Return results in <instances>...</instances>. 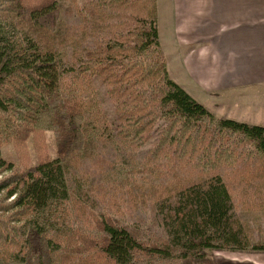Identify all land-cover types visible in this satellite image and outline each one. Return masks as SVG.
<instances>
[{
	"label": "trees",
	"instance_id": "16d2710c",
	"mask_svg": "<svg viewBox=\"0 0 264 264\" xmlns=\"http://www.w3.org/2000/svg\"><path fill=\"white\" fill-rule=\"evenodd\" d=\"M156 13L0 0V264L264 253V126L216 117L168 76Z\"/></svg>",
	"mask_w": 264,
	"mask_h": 264
},
{
	"label": "crops",
	"instance_id": "0c3cea01",
	"mask_svg": "<svg viewBox=\"0 0 264 264\" xmlns=\"http://www.w3.org/2000/svg\"><path fill=\"white\" fill-rule=\"evenodd\" d=\"M168 1V76L202 105L248 112L224 118L264 126V0ZM239 254L218 264H264V253Z\"/></svg>",
	"mask_w": 264,
	"mask_h": 264
},
{
	"label": "rangeland",
	"instance_id": "374dc122",
	"mask_svg": "<svg viewBox=\"0 0 264 264\" xmlns=\"http://www.w3.org/2000/svg\"><path fill=\"white\" fill-rule=\"evenodd\" d=\"M170 5L168 0H157V13H156V23H157V30L159 32V42L161 46V50H163V54H167V49L169 45V28H168V22H167V11H170ZM166 59V57H165ZM203 96V95H202ZM200 100H203V98L200 96ZM199 100V101H200ZM204 106H206V109L211 112L213 115L216 117H238V118H244L242 116H246L248 112H241L239 111L240 105L237 104H232V103H226L222 102L220 106L215 105L213 101H206ZM239 106V107H238ZM243 107H246L244 105H241ZM230 110V111H228ZM242 115H240V113ZM240 120H246V119H240ZM42 138L45 141L46 149L45 152L48 156L54 157L56 154V147H55V142H54V136L51 131H45L43 133ZM35 145H32L31 141L26 142V149H27V164L28 165H34L37 160H38V153L36 152ZM14 147L12 146L11 143H7L2 147L1 154L2 156L10 161L16 162L15 154H14ZM6 175H9V173L6 172H1L0 173V180L5 177ZM10 200V199H9ZM8 200V201H9ZM7 201V202H8ZM238 253V254H237ZM239 253H244L245 252H230V251H213L212 256L216 264L218 262H223L226 259L230 258H237L239 259L242 254ZM252 254V253H248Z\"/></svg>",
	"mask_w": 264,
	"mask_h": 264
}]
</instances>
